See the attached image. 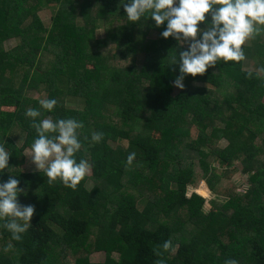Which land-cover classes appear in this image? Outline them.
Here are the masks:
<instances>
[{
    "label": "trees",
    "instance_id": "trees-1",
    "mask_svg": "<svg viewBox=\"0 0 264 264\" xmlns=\"http://www.w3.org/2000/svg\"><path fill=\"white\" fill-rule=\"evenodd\" d=\"M44 8H53L48 26ZM165 26L128 21L119 0H0V142L11 153L0 182L17 178L19 202L35 207L20 241L0 220V264H264V74L255 75L264 35L243 46L246 61L188 74L174 93L172 57L187 45L163 38ZM46 98L57 100L52 112L39 104ZM28 108L38 120L83 122L76 155L91 168L77 188L20 169L37 135ZM94 131L104 133L98 143ZM235 166L245 190L226 171ZM201 180L222 197L207 210L187 192ZM169 239L174 250L164 251Z\"/></svg>",
    "mask_w": 264,
    "mask_h": 264
},
{
    "label": "clouds",
    "instance_id": "clouds-1",
    "mask_svg": "<svg viewBox=\"0 0 264 264\" xmlns=\"http://www.w3.org/2000/svg\"><path fill=\"white\" fill-rule=\"evenodd\" d=\"M119 3L123 5L128 21L151 18L156 27L166 22L161 36L172 37L187 45L179 53L178 60L176 55L172 57V63L179 64V74L173 80V85L179 89L185 88L183 81L188 74L202 75L221 61H246L243 46L248 40L264 35V0H119ZM253 74L248 73L249 77ZM261 74H264V66L255 70V75ZM39 104L42 109L52 112L57 100L41 99ZM24 114L31 118L37 134L30 146L31 161L36 169L44 171L49 184L59 180L66 187L77 188L91 168L87 159L78 160L76 155L82 148L78 130L83 128V122L72 117L38 120L41 116L38 108H28ZM103 136V132L94 131L91 141L98 143ZM5 144L4 140L0 142V175L10 168L11 153ZM135 158L136 152H130L126 167L132 166ZM19 184L13 176L0 182V220L4 221L3 227L15 241L22 240L32 225L35 212L34 205L19 202L18 196L24 192ZM174 247L171 239L162 244L164 251L174 250ZM156 255L162 253L156 252ZM156 264H166V260L158 259ZM225 264H239V261L230 258Z\"/></svg>",
    "mask_w": 264,
    "mask_h": 264
},
{
    "label": "rangeland",
    "instance_id": "rangeland-1",
    "mask_svg": "<svg viewBox=\"0 0 264 264\" xmlns=\"http://www.w3.org/2000/svg\"><path fill=\"white\" fill-rule=\"evenodd\" d=\"M52 11H53V8H44L41 11H39V14L41 16L42 21L47 26L50 23V17H51ZM97 36L98 37L104 36L103 29H98L97 30ZM14 43H15V41L11 40V41H9L8 46H12ZM142 58H143V55L140 54L138 56V58H137V61L140 63L142 61ZM247 67L253 68L254 66H253V64L250 63ZM177 90H178V88L174 87V91L173 92L175 93ZM29 95H32L33 97L41 96L40 94H38L36 92H31V93H29ZM263 100H264V97H263ZM70 104L75 106L78 103L71 102ZM13 137H15L14 140L17 143H21V138H20L19 132H16V136H13ZM23 153H24V164L20 166V169L23 170V171H36L37 169H36L35 165L32 163L31 157H30L31 149L27 148V149H25L23 151ZM235 168L236 169L228 168L226 171H227L228 174H230V176H231L232 180L235 182L237 188L240 191L241 190H245V188L247 187L246 186V176L243 175V174L241 175V173L238 171L236 166H235ZM88 174H90V171H89ZM88 185L90 186V183H88ZM193 190L196 191L197 193L201 194L202 196H204L207 199L206 203L204 204V210H207L210 207L208 199H210L212 197H216V198L222 199V197H218L214 193H211L210 189L208 188V186H207V184H206V182L204 180H201L199 182L198 186H196V187L190 186L188 188L187 192L190 194ZM104 258H105V253L103 251L93 252V253L90 254V259L92 261H103Z\"/></svg>",
    "mask_w": 264,
    "mask_h": 264
}]
</instances>
